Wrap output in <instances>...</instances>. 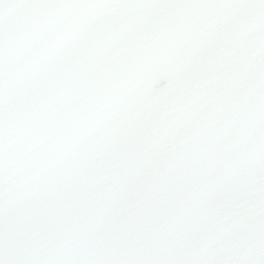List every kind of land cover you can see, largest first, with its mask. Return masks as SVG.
Returning <instances> with one entry per match:
<instances>
[{
  "label": "snow or ice",
  "instance_id": "obj_1",
  "mask_svg": "<svg viewBox=\"0 0 264 264\" xmlns=\"http://www.w3.org/2000/svg\"><path fill=\"white\" fill-rule=\"evenodd\" d=\"M0 264H264V0H0Z\"/></svg>",
  "mask_w": 264,
  "mask_h": 264
}]
</instances>
